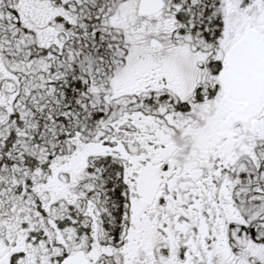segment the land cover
I'll use <instances>...</instances> for the list:
<instances>
[{
	"label": "snow or ice",
	"instance_id": "1",
	"mask_svg": "<svg viewBox=\"0 0 264 264\" xmlns=\"http://www.w3.org/2000/svg\"><path fill=\"white\" fill-rule=\"evenodd\" d=\"M0 264H264V0H0Z\"/></svg>",
	"mask_w": 264,
	"mask_h": 264
}]
</instances>
